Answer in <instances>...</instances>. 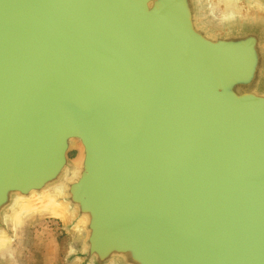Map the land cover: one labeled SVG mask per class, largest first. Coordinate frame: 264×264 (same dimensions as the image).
<instances>
[{
    "label": "water",
    "instance_id": "water-1",
    "mask_svg": "<svg viewBox=\"0 0 264 264\" xmlns=\"http://www.w3.org/2000/svg\"><path fill=\"white\" fill-rule=\"evenodd\" d=\"M232 1L0 0V264L46 193L69 264H264V0Z\"/></svg>",
    "mask_w": 264,
    "mask_h": 264
},
{
    "label": "rangeland",
    "instance_id": "rangeland-1",
    "mask_svg": "<svg viewBox=\"0 0 264 264\" xmlns=\"http://www.w3.org/2000/svg\"><path fill=\"white\" fill-rule=\"evenodd\" d=\"M30 218L25 248L20 255L22 264H69L70 248L77 238L51 215L40 212Z\"/></svg>",
    "mask_w": 264,
    "mask_h": 264
},
{
    "label": "bare ground",
    "instance_id": "bare-ground-1",
    "mask_svg": "<svg viewBox=\"0 0 264 264\" xmlns=\"http://www.w3.org/2000/svg\"><path fill=\"white\" fill-rule=\"evenodd\" d=\"M215 1L217 2H214V4L215 6L219 5V8L217 10L220 12V14H222V17L228 16V13L230 12L239 13L242 11L241 7L237 3L233 2L232 0H215ZM73 145L78 147L77 142H74ZM78 161H79V157H76L75 162H78ZM49 195L51 194H47V193L43 194V196H41L40 199L37 198L38 200H35V199L20 200V202L22 201L23 203L22 208H21L22 213L28 214V215L33 213L34 215L35 213L41 212L43 214L51 215L52 217L59 219L63 223H68L70 220V214L67 212L66 207L64 205L57 204L54 201L53 196H49ZM24 222H25V219L21 218L20 224L22 225ZM78 231L81 237L82 231L81 230H78ZM5 241H6L5 239H0L1 258L8 257L9 253H11L12 255L14 254V247L11 246V244L6 243ZM10 258H11V261H13V257H10Z\"/></svg>",
    "mask_w": 264,
    "mask_h": 264
}]
</instances>
